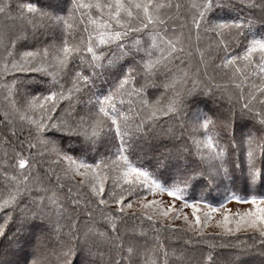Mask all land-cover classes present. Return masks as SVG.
<instances>
[{"label":"snow or ice","instance_id":"6c2138e0","mask_svg":"<svg viewBox=\"0 0 264 264\" xmlns=\"http://www.w3.org/2000/svg\"><path fill=\"white\" fill-rule=\"evenodd\" d=\"M0 15L19 22L0 30V264H264V195L233 191L237 172L264 183V0H0Z\"/></svg>","mask_w":264,"mask_h":264},{"label":"trees","instance_id":"16d2710c","mask_svg":"<svg viewBox=\"0 0 264 264\" xmlns=\"http://www.w3.org/2000/svg\"><path fill=\"white\" fill-rule=\"evenodd\" d=\"M25 2H35V0H25ZM6 27L9 29L18 28L19 22L15 21V20H8L5 17H3L2 15H0V30L4 29ZM103 87H107V86L103 85ZM156 94L159 95V93H156ZM0 102H2V97H0ZM162 102H163V99H162ZM205 103L207 104V108H212L213 110H216L217 108H219L220 110H224L228 107V102L226 99H220L216 103H213L212 100H207V101H205ZM201 107L202 108L205 107V104L202 103ZM207 108H205V110H207ZM149 155H154V153H149ZM240 160H241V162H243V160H244L243 154H241ZM257 163H258V166H260V161H257ZM242 166H243V164H242ZM233 191H235L238 195H241V196L264 195V183L257 181L255 185L249 186V184L247 183V179H246L245 174L243 172H237L235 174ZM150 195L151 194H148L146 196V198ZM198 196H199V189L196 190V194H195L194 198H198ZM206 198L210 202H213L214 204H216L217 202L223 201V196L216 193L215 191H212V193L210 195H208ZM136 223H139V221H136ZM147 224H148V222L145 221L144 226L147 227ZM175 226L180 227L178 225H175ZM157 227H158V225H157ZM152 235H154V234H152ZM160 235H161L162 239L164 240L165 245L170 247V248H175L177 250H179L181 248H186L190 254H198L201 251L207 250V245H205V244L185 245L186 237L180 238L181 234H179V233L175 234L176 238H174V239H168L169 233L167 231L162 232ZM237 235L241 237L242 241L245 239V236L243 233H238ZM224 242L234 244L235 240L232 238H229L227 241H224ZM251 242H252L251 240H247V243H251ZM230 251H231V249H226V248H217L215 250L216 254L219 255V257L222 261L229 255ZM24 255H25V253H17L15 256H12L10 258L13 260H22ZM245 259L248 261L255 262V261H258L259 257L253 255V256L246 257Z\"/></svg>","mask_w":264,"mask_h":264},{"label":"rangeland","instance_id":"374dc122","mask_svg":"<svg viewBox=\"0 0 264 264\" xmlns=\"http://www.w3.org/2000/svg\"><path fill=\"white\" fill-rule=\"evenodd\" d=\"M152 199L163 200L165 204H168L171 201V198L168 197L167 194H164L162 196H157V197H153L152 195H150V196H148L146 198V200H152ZM221 202H223V201H221ZM136 206L138 207V204ZM176 207L178 209L180 208L179 202H177ZM225 207L227 209H229L231 211V213L234 214L237 210H240V211L246 210L249 207H251V205H248V204H237L235 201H230V202L225 204ZM182 211L189 216V219L193 218L192 217V209L191 208H184V209H182ZM198 214L202 215V213H198ZM220 218L221 217H220L219 213L214 214V216H213V224L215 223L216 220H218ZM166 223H168V221H166ZM171 223H173L174 225L181 226L183 224V219L181 218V219H178V220H173V221H171ZM212 231H214V228L206 229V232H212Z\"/></svg>","mask_w":264,"mask_h":264}]
</instances>
